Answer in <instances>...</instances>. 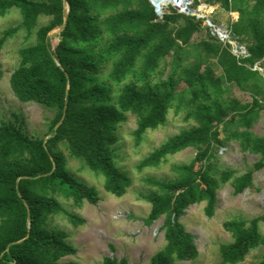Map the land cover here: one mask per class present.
I'll list each match as a JSON object with an SVG mask.
<instances>
[{
    "label": "trees",
    "instance_id": "obj_1",
    "mask_svg": "<svg viewBox=\"0 0 264 264\" xmlns=\"http://www.w3.org/2000/svg\"><path fill=\"white\" fill-rule=\"evenodd\" d=\"M68 3L65 29L46 37L64 23L63 0H0V17L16 9L21 18L0 37V51L19 31L26 40L34 35L33 43L18 50L12 90L21 102L55 112L45 137L28 135L22 122L0 123V264H77L63 260L77 248L64 230L48 228L49 219L64 217L78 226L84 219L67 212L59 197L79 206L84 201L97 205L101 195L72 175L66 151L104 175V190L120 198L132 184L117 164L120 127L129 116L136 118L139 143L148 130L167 123L171 110L185 114L193 125L153 148L138 170L157 169L190 148L197 153L189 164L172 165L174 179L145 180L152 189L142 198L151 207L138 220L151 226L165 218L161 231L167 245L152 264L194 261L199 251L182 220L186 211L206 203V216L214 217L222 185L244 194L253 188L255 171L264 169V136L251 130L264 110V73L256 68L259 63L264 69V0H196L192 7L219 6L234 15L229 32L245 45L244 55L209 26L208 36L195 40L204 19L172 5L160 16L151 0ZM42 17L46 23H40ZM232 87L248 93L251 101L240 102ZM48 136L52 138L45 142ZM228 142L259 156L241 176L217 161V149ZM262 223L264 215L224 223L232 241L220 246L223 264H241L264 246ZM98 264L132 263L106 256Z\"/></svg>",
    "mask_w": 264,
    "mask_h": 264
},
{
    "label": "rangeland",
    "instance_id": "obj_2",
    "mask_svg": "<svg viewBox=\"0 0 264 264\" xmlns=\"http://www.w3.org/2000/svg\"><path fill=\"white\" fill-rule=\"evenodd\" d=\"M164 14L169 12L171 4H166ZM195 10V9H194ZM198 10V9H196ZM207 15L214 27H210L206 20L195 36V40L207 37L209 28L215 32H229V24L234 17L220 8L201 9ZM47 18H41L40 23H46ZM21 21L19 12L14 9L6 17H0V37L8 28L17 26ZM215 29V30H214ZM25 32L19 31L7 40L0 51V123H23L24 131L32 137H45L51 130V120L55 112L36 103H23L14 94L10 77L19 63L18 50L34 42V35L26 40ZM227 39L231 44L237 45L233 51L238 55L247 52L245 45L232 39ZM259 64V63H257ZM256 64V65H257ZM257 68V66H256ZM264 73V69H261ZM231 94L240 102H250V95L240 91L237 87L231 88ZM193 124L185 121V114H176L171 110L167 123L158 130H148L139 143H136L134 131L137 128V119L129 116L128 123L119 129V151L117 164L124 167L132 184L125 195L118 198L104 190L106 177L81 162L69 158V167L72 175L79 181L85 182L90 187H96L101 195L97 205L87 201L77 206L73 201H68L63 196L61 203L67 212L84 219L82 224L74 226L64 217L49 219L48 228L64 230L68 234L67 241L76 246L77 253L63 258L65 261H75L77 264H98L106 256L116 259L126 258L132 264H152V257L167 245L165 232L161 231L164 224L162 218L151 226H146L138 218L146 217L150 211V204L142 196L152 188L146 184V179L161 181L172 180L176 177L172 170L175 163H190L197 151L187 149L177 155L170 156L167 163L161 167L144 168L138 170L137 164L153 148L160 147L170 137L188 129ZM253 133L264 136V110L260 113L258 122L251 128ZM221 138L225 133L220 127ZM49 137V136H48ZM123 159H122V155ZM218 163L222 168H229L235 176H241L252 169L259 156L242 153L237 143L228 142L216 151ZM218 204L216 214L209 218L204 208L206 203L191 206L182 217L188 231L195 236L199 256L194 261H182L177 264H223L220 246L232 241V236L224 228V223L233 219H253L264 215V169L255 171L253 188L244 194H236L232 185H222L217 191ZM264 233V223L261 224ZM264 258V246L253 250L241 264H258Z\"/></svg>",
    "mask_w": 264,
    "mask_h": 264
},
{
    "label": "water",
    "instance_id": "obj_3",
    "mask_svg": "<svg viewBox=\"0 0 264 264\" xmlns=\"http://www.w3.org/2000/svg\"><path fill=\"white\" fill-rule=\"evenodd\" d=\"M163 2H169V3H172V0H151V3L152 5L155 7V11H157V14L160 15V16H163L164 15V8H163ZM63 3H64V11H63V16H64V23L61 25V26H57L55 28H53L51 31H49L47 34H46V37L48 36H52V35H58L60 34L66 27L67 25V20H68V16H69V3H68V0H63ZM185 5V8L183 9V12L186 14V15H189V16H197V14L195 12H193L189 7H188V4L186 3H183ZM176 6V5H175ZM201 19H205V16L204 15H201ZM209 23V26L210 27H213V24L211 23V21H208ZM215 30V29H214ZM215 32H217L215 30ZM221 34V33H220ZM236 46L237 45H234L233 46V49L236 50ZM257 68L259 70H261V66L260 64H257L256 65ZM62 121L58 124V126L56 127V132L58 130V128L60 127ZM49 138H52V137H47L45 139V142L49 139ZM25 206L27 207L25 201H23ZM22 241V240H21ZM19 241V242H21ZM18 242V243H19Z\"/></svg>",
    "mask_w": 264,
    "mask_h": 264
},
{
    "label": "built area",
    "instance_id": "obj_4",
    "mask_svg": "<svg viewBox=\"0 0 264 264\" xmlns=\"http://www.w3.org/2000/svg\"><path fill=\"white\" fill-rule=\"evenodd\" d=\"M196 0H172V3H169L168 4H171L172 6H174L175 8H178L180 11L183 12V9L185 8V5L183 3H186L188 4V7L197 14V16H192V17H196L197 19H201V15H204L203 12H201V9L205 10V7L204 6H201L198 10H193L192 7L194 5ZM167 4V2H163V8L165 9V5ZM176 5V6H175ZM207 21H210L209 19H207ZM214 27V25H213ZM217 31V30H216ZM217 33L219 34V36L222 38V39H225L229 36V32H224L222 33L221 31H217ZM221 33V34H220Z\"/></svg>",
    "mask_w": 264,
    "mask_h": 264
},
{
    "label": "crops",
    "instance_id": "obj_5",
    "mask_svg": "<svg viewBox=\"0 0 264 264\" xmlns=\"http://www.w3.org/2000/svg\"><path fill=\"white\" fill-rule=\"evenodd\" d=\"M201 6H204L205 7V9H214L215 7H209V6H206V5H201ZM201 6H199L197 9H199ZM216 8H219V6H216ZM196 10V9H195ZM227 13V12H226ZM204 14V13H203ZM204 16H205V19L204 20H206L207 19V15L206 14H204ZM209 19V18H208ZM210 20V19H209ZM211 21V20H210ZM211 23H212V21H211ZM213 24V23H212ZM214 25V24H213Z\"/></svg>",
    "mask_w": 264,
    "mask_h": 264
}]
</instances>
